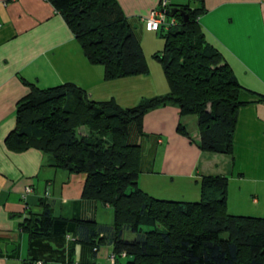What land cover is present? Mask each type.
Masks as SVG:
<instances>
[{
	"label": "trees",
	"instance_id": "trees-1",
	"mask_svg": "<svg viewBox=\"0 0 264 264\" xmlns=\"http://www.w3.org/2000/svg\"><path fill=\"white\" fill-rule=\"evenodd\" d=\"M49 1L89 62L104 67L105 80L149 75L135 29L117 0ZM174 7L179 10L174 12ZM165 9L174 12L168 18L176 23L156 31L164 37V46L154 57L162 64L167 93L122 106L115 98L91 99L74 83L38 88L27 82L30 90L17 103L15 127L5 144L14 151L38 149L52 166L86 174L82 197L113 209L115 264L121 258L126 264H264V218L227 212L226 177L203 175L195 201L157 198L138 185L142 150L132 136L143 134L148 111L172 104L180 117L195 115L198 147L227 154L238 109L250 102L242 99L245 89L206 41L199 25L202 7L168 0ZM257 99L264 101V96ZM81 127L85 132L77 133ZM177 131L188 136L181 122ZM39 208L28 210L21 223L31 262L69 261L75 243L97 248L105 242L98 238L100 228L94 222L56 216L42 199ZM124 230L136 235L125 239Z\"/></svg>",
	"mask_w": 264,
	"mask_h": 264
},
{
	"label": "crops",
	"instance_id": "crops-1",
	"mask_svg": "<svg viewBox=\"0 0 264 264\" xmlns=\"http://www.w3.org/2000/svg\"><path fill=\"white\" fill-rule=\"evenodd\" d=\"M175 1L202 7L199 25L206 41L245 89L242 99L250 102L238 109L232 151L227 154L201 150L197 119L180 117L177 106L148 111L142 119L143 134L132 136L142 150L138 185L157 198L195 201L201 177L220 175L227 178L229 214L264 218V101L257 99L264 96V0ZM117 2L142 41L155 36L144 19L160 8L159 0ZM154 40L149 39L155 49L151 51L161 50V41ZM27 82L38 88L74 83L91 99L115 98L122 106L165 94L169 86L162 80L158 88L151 74L105 80L104 67L89 62L49 0H0V264H36L29 260L28 234L21 223L28 210L40 209V199L56 216L94 222L100 228L98 238L105 239L97 248L77 242L69 261L41 264H110L113 209L82 197L86 174L52 166L38 149L14 151L5 144L15 127L17 103L30 90ZM179 122L188 136L177 131ZM26 186L32 191L24 195ZM8 245L14 246L9 252Z\"/></svg>",
	"mask_w": 264,
	"mask_h": 264
},
{
	"label": "rangeland",
	"instance_id": "rangeland-1",
	"mask_svg": "<svg viewBox=\"0 0 264 264\" xmlns=\"http://www.w3.org/2000/svg\"><path fill=\"white\" fill-rule=\"evenodd\" d=\"M135 35L136 37L139 39V44H140V47H141V53L144 57V60L148 66V72L149 74L153 75L155 81H156V84L158 86V88H160L162 85V80L167 83L168 85V82H167V79L165 77V74H164V71H163V68H162V64L156 60V58L154 57V54L155 52L157 51H151V50H155L153 49V47L150 45L151 42L149 41V39L154 40L155 39H159V41H161V43L163 44L164 46V37L160 34V33H154V37H152L151 35H148L147 38H146V41H142V35L139 31L135 30ZM162 50V49H161ZM159 50V51H161ZM152 52V53H150ZM169 86V85H168ZM186 116V115H185ZM194 118H196L195 115H193ZM84 133L85 132V127H81L80 129L77 130V133ZM199 200V199H198ZM144 225V224H142ZM136 234L131 232V231H128V230H124L123 232V238L125 239H132L134 238ZM127 262V259L126 258H121L120 259V264H126Z\"/></svg>",
	"mask_w": 264,
	"mask_h": 264
},
{
	"label": "built area",
	"instance_id": "built-area-1",
	"mask_svg": "<svg viewBox=\"0 0 264 264\" xmlns=\"http://www.w3.org/2000/svg\"><path fill=\"white\" fill-rule=\"evenodd\" d=\"M168 4V0H161L159 9H154L151 11L150 15L144 19L146 29L157 31L160 26H171L176 23L175 18L171 17L168 18V16L162 11V9H165L166 5ZM32 191L31 186H26L24 188V195ZM125 253H122V256H124ZM110 264H115L116 258L113 253H111L108 257ZM36 264H41V261H37Z\"/></svg>",
	"mask_w": 264,
	"mask_h": 264
},
{
	"label": "water",
	"instance_id": "water-1",
	"mask_svg": "<svg viewBox=\"0 0 264 264\" xmlns=\"http://www.w3.org/2000/svg\"><path fill=\"white\" fill-rule=\"evenodd\" d=\"M179 9L178 7H174V12H177ZM162 11L167 15V16H173L174 12H171L170 9H162ZM179 14L185 19L187 20L188 15L184 12V11H179ZM14 246L13 245H8L7 246V251L9 252L11 249H13Z\"/></svg>",
	"mask_w": 264,
	"mask_h": 264
}]
</instances>
